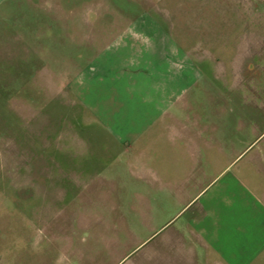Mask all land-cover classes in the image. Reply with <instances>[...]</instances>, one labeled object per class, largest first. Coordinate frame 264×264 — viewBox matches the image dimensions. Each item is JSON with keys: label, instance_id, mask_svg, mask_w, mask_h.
<instances>
[{"label": "crops", "instance_id": "obj_1", "mask_svg": "<svg viewBox=\"0 0 264 264\" xmlns=\"http://www.w3.org/2000/svg\"><path fill=\"white\" fill-rule=\"evenodd\" d=\"M186 1L20 0L48 11L19 16L32 23L21 34H67L68 42L51 50L78 59L85 52L70 95L108 137L90 140L93 155L71 158L72 172L58 173L54 192L68 196L67 212L57 216L62 225L40 219L68 226L74 236L101 228L111 250L99 257L74 249L82 264L93 256L101 261L91 264H119L143 234L156 242L151 261L264 263V142L257 141L264 126L253 123L259 108L251 89V37L254 25L263 31L264 0H213V21L198 24L192 46L182 31L141 15L142 6L182 12ZM12 2L0 0L1 11ZM43 16L59 20L45 28ZM211 50L212 65L204 59ZM217 64L225 77L206 73Z\"/></svg>", "mask_w": 264, "mask_h": 264}, {"label": "rangeland", "instance_id": "obj_2", "mask_svg": "<svg viewBox=\"0 0 264 264\" xmlns=\"http://www.w3.org/2000/svg\"><path fill=\"white\" fill-rule=\"evenodd\" d=\"M26 5L14 0L6 13L0 9V32L3 28L12 31V34H0V264H82L74 249L83 254L95 252L100 257L112 245L100 234L101 228L94 227L89 234L77 231L74 236L68 226H61L63 218L57 216L67 212L62 211V205L68 203V196L57 194L54 189L60 171L72 172L71 158L92 156L90 140L108 137L95 130L83 107L70 95L73 79L87 62L85 52L78 59L68 51L51 50L58 43H67V34L50 32L37 36L24 31L21 34V27L32 23L28 18L18 17L42 11L31 7L32 4ZM213 6V0H187L182 4V12L174 11L172 15L165 11L145 12L142 6L141 15L151 16L167 30L182 31L192 46L196 44L198 24L204 22L208 26L213 21ZM54 20L46 16L41 19L45 28ZM251 38L254 72L251 89L256 94L252 105L259 108L253 123L264 126V95H261L264 94V26L260 31L254 25ZM260 54L262 60L257 57ZM190 57L194 58L192 54ZM215 57L211 50L204 59L212 65ZM223 67L206 66V73L225 77L221 73ZM216 85L222 92L227 90L223 80H217ZM257 141L262 145L264 137ZM42 217L51 222L57 218L55 222L61 225L56 228L45 225L40 222ZM119 229L124 232L125 228ZM142 236L145 241L141 246L119 264H164V260H150L149 253L156 242L150 243L148 234ZM72 237L77 242L70 244L68 239ZM100 261L93 256L89 264Z\"/></svg>", "mask_w": 264, "mask_h": 264}]
</instances>
